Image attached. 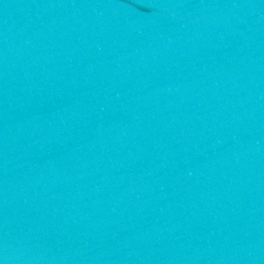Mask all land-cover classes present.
<instances>
[{"label":"water","instance_id":"obj_1","mask_svg":"<svg viewBox=\"0 0 264 264\" xmlns=\"http://www.w3.org/2000/svg\"><path fill=\"white\" fill-rule=\"evenodd\" d=\"M0 264H264V0H0Z\"/></svg>","mask_w":264,"mask_h":264}]
</instances>
